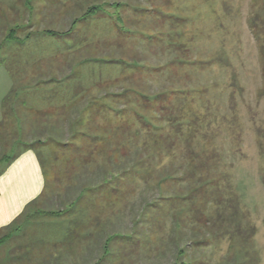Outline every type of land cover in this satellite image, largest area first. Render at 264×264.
Returning <instances> with one entry per match:
<instances>
[{
  "label": "rangeland",
  "instance_id": "obj_1",
  "mask_svg": "<svg viewBox=\"0 0 264 264\" xmlns=\"http://www.w3.org/2000/svg\"><path fill=\"white\" fill-rule=\"evenodd\" d=\"M58 1L0 6V74L21 86L5 100L32 121L0 122V157L32 148L46 194L95 181L90 225L104 215L143 240L129 264H264V55L246 23L261 2L77 0L69 32L33 33L47 65L34 73L36 55L5 35ZM185 138L207 170H189Z\"/></svg>",
  "mask_w": 264,
  "mask_h": 264
},
{
  "label": "crops",
  "instance_id": "obj_2",
  "mask_svg": "<svg viewBox=\"0 0 264 264\" xmlns=\"http://www.w3.org/2000/svg\"><path fill=\"white\" fill-rule=\"evenodd\" d=\"M25 1L31 11L39 5L32 3L37 0ZM6 2L8 0H0V6L7 5L10 11L11 5ZM57 4L58 7L50 9L46 15L37 13L32 17L28 14L29 19L24 22L26 33L22 36H16L12 29L5 35L9 44L24 41L25 49H31L30 53L36 55L34 73L42 68L47 69V65L41 57L44 48L46 52V45L42 46L40 38L31 39L33 33L41 38L58 37L60 33L69 32L75 23L77 0H59ZM8 57L10 61L17 60L11 55ZM11 71L16 72L15 69ZM20 87L11 72L0 74V122L12 121L14 117L18 120L21 118L25 123L32 122L24 106L16 100V94L15 100L6 103L7 95ZM46 111L37 108L35 113L43 115ZM73 112L71 109L68 114ZM54 122L65 123L66 120L60 118ZM1 158L3 162L5 158ZM1 170L0 264H112L110 260L115 255L124 258L125 261L121 260L120 264L142 259L141 256L133 255L143 241L136 231L123 233L115 228L118 232L111 234L112 229H103L101 224L104 215L95 220L97 210L92 204L95 198L89 194L84 195L85 188L89 190L96 187L95 181L92 186L88 181L79 186L74 185L72 190L60 189L46 194L41 161L37 153L28 147L11 160L5 159L4 169ZM90 214L95 217L93 225L87 219Z\"/></svg>",
  "mask_w": 264,
  "mask_h": 264
},
{
  "label": "trees",
  "instance_id": "obj_3",
  "mask_svg": "<svg viewBox=\"0 0 264 264\" xmlns=\"http://www.w3.org/2000/svg\"><path fill=\"white\" fill-rule=\"evenodd\" d=\"M259 1L261 3H260V5L257 8H251V12H250V14L248 15V17L246 19V23L248 24L249 28L254 33V35L257 36L259 38V40H260L261 45H260L258 50H259L260 57H262L264 55V0H258V2ZM229 84H230V86L237 85L238 86V90L240 89V86L238 85L237 81L233 77H232L231 82ZM217 128L221 129L222 126L218 125ZM197 131H198L197 129H193L192 130L193 135L196 134ZM175 132L181 133L180 132V128L178 127V125H177V127H175ZM213 132L217 134L218 130L213 127ZM193 135L190 136L189 138L193 137ZM189 138H185V142H184V149L188 150L186 154L189 153L191 155V157L188 158L189 161H190L189 170L193 171V170H197V169H201V168H202V170H207L208 167L205 168V166L208 165V161H206V163L203 164V162L201 161L200 156H197V154L194 152V150L190 149V146H191V142L190 141H191V139H189ZM192 152H193L194 155L192 154ZM210 155L211 156L208 157V159H212V158L215 159V155H213V154H210ZM1 157H2L1 160L6 158L4 155L1 156ZM6 159H7V161H9L11 158H6ZM188 177L190 179H192L193 175L190 174ZM200 179L201 178H199V180Z\"/></svg>",
  "mask_w": 264,
  "mask_h": 264
}]
</instances>
